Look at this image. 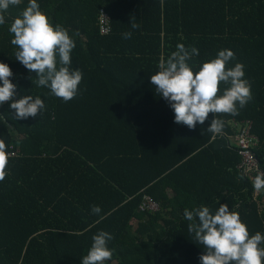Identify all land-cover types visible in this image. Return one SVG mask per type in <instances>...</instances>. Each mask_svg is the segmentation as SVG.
I'll return each mask as SVG.
<instances>
[{
    "label": "trees",
    "instance_id": "obj_1",
    "mask_svg": "<svg viewBox=\"0 0 264 264\" xmlns=\"http://www.w3.org/2000/svg\"><path fill=\"white\" fill-rule=\"evenodd\" d=\"M28 2L4 13L0 62L13 72L14 99L40 96L45 108L16 120L8 103L0 106V139L14 153L0 182V264H80L101 230L114 237L106 264H200L204 249L183 212L202 205L214 214L226 203L250 235L264 234V192L237 168L232 139L234 122H251L264 172V0H37L75 41L71 67L83 80L67 103L15 60L9 28ZM100 9L110 17L106 35ZM178 44L198 49L188 61L194 72L223 49L236 57L228 67L245 65L253 98L239 115L217 117L225 122L219 135L207 131L213 114L195 130L176 124L151 85ZM145 194L157 211L140 209Z\"/></svg>",
    "mask_w": 264,
    "mask_h": 264
},
{
    "label": "clouds",
    "instance_id": "obj_2",
    "mask_svg": "<svg viewBox=\"0 0 264 264\" xmlns=\"http://www.w3.org/2000/svg\"><path fill=\"white\" fill-rule=\"evenodd\" d=\"M22 0H0V25L5 23V15L11 7H18ZM133 29L139 27L131 24ZM9 32L13 34L11 44L16 46L15 60L30 73H35V86L46 87L50 95L67 103L76 98L83 80L80 69H72L71 53L75 41L62 25L50 22L40 11L37 0H29L27 6L14 18ZM132 33L123 34L130 39ZM199 51L195 47L186 48L178 44L176 50L165 61L159 62V71L151 75L154 91L163 97L174 112V122L195 130L197 124L204 125L209 114L214 115L207 131L214 136L223 132L225 122L220 115L237 116L252 100L250 82L245 79V65L237 62L233 51L220 50L217 56L203 62L197 71L188 63ZM11 68L0 62V106L8 103L14 110L16 120L36 118L45 108L40 96L25 95L19 99L17 85L10 77ZM32 79V77H30ZM33 82V79H32ZM221 85L223 88L221 93ZM5 118L0 115V123ZM9 153L4 139H0V182L7 176ZM243 179V177H239ZM254 191L264 192V172H258L252 179ZM91 212L99 215L101 208L92 206ZM184 218L189 221L187 231L194 234L204 253L200 264H264V234L250 235L247 225L228 204H220L213 214L209 207L200 206L191 210L185 208ZM113 235L99 231L92 237V244L80 264H106L113 257L114 249L108 247Z\"/></svg>",
    "mask_w": 264,
    "mask_h": 264
},
{
    "label": "built area",
    "instance_id": "obj_3",
    "mask_svg": "<svg viewBox=\"0 0 264 264\" xmlns=\"http://www.w3.org/2000/svg\"><path fill=\"white\" fill-rule=\"evenodd\" d=\"M99 31L101 34H107L111 30L110 17L104 9L99 10ZM234 126L237 128L236 133L232 136V139L236 143L237 152L240 156V162L237 164V168L242 174H246L253 179L254 174L261 172L259 168V161L252 149L256 145V138L251 133V122L244 121L242 123L234 122ZM9 155L14 154L8 152ZM141 210L157 211L159 205L149 195H144L140 204Z\"/></svg>",
    "mask_w": 264,
    "mask_h": 264
},
{
    "label": "rangeland",
    "instance_id": "obj_4",
    "mask_svg": "<svg viewBox=\"0 0 264 264\" xmlns=\"http://www.w3.org/2000/svg\"><path fill=\"white\" fill-rule=\"evenodd\" d=\"M110 25H111V22H110ZM98 29H99V20H98ZM111 31V30H110ZM100 33V31H99ZM110 33V32H109ZM101 34V33H100ZM108 34V33H107ZM103 35H106V34H103Z\"/></svg>",
    "mask_w": 264,
    "mask_h": 264
},
{
    "label": "crops",
    "instance_id": "obj_5",
    "mask_svg": "<svg viewBox=\"0 0 264 264\" xmlns=\"http://www.w3.org/2000/svg\"><path fill=\"white\" fill-rule=\"evenodd\" d=\"M116 76V75H115Z\"/></svg>",
    "mask_w": 264,
    "mask_h": 264
}]
</instances>
